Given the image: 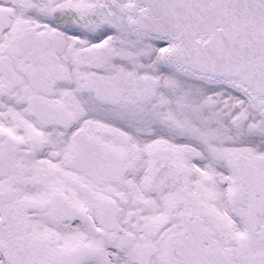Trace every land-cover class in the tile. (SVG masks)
<instances>
[{
    "label": "snow or ice",
    "instance_id": "snow-or-ice-1",
    "mask_svg": "<svg viewBox=\"0 0 264 264\" xmlns=\"http://www.w3.org/2000/svg\"><path fill=\"white\" fill-rule=\"evenodd\" d=\"M0 264H264V0H0Z\"/></svg>",
    "mask_w": 264,
    "mask_h": 264
}]
</instances>
